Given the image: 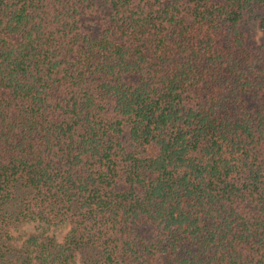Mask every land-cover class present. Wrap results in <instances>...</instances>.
<instances>
[{
  "label": "trees",
  "instance_id": "trees-1",
  "mask_svg": "<svg viewBox=\"0 0 264 264\" xmlns=\"http://www.w3.org/2000/svg\"><path fill=\"white\" fill-rule=\"evenodd\" d=\"M34 262L264 264V0H0V264Z\"/></svg>",
  "mask_w": 264,
  "mask_h": 264
},
{
  "label": "rangeland",
  "instance_id": "rangeland-1",
  "mask_svg": "<svg viewBox=\"0 0 264 264\" xmlns=\"http://www.w3.org/2000/svg\"><path fill=\"white\" fill-rule=\"evenodd\" d=\"M41 231L49 235L54 234L58 240H62L67 231V227L61 224H54L49 227H40L38 222H25L21 225L20 231L17 232L19 233V237H17L16 242L20 244L23 238L28 236L30 233H40ZM33 264L37 263L34 262Z\"/></svg>",
  "mask_w": 264,
  "mask_h": 264
}]
</instances>
